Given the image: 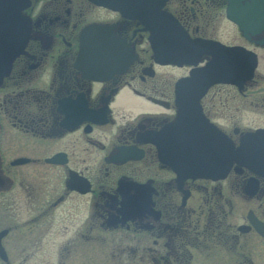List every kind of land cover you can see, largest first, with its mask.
Here are the masks:
<instances>
[{"label":"flooded vegetation","instance_id":"obj_1","mask_svg":"<svg viewBox=\"0 0 264 264\" xmlns=\"http://www.w3.org/2000/svg\"><path fill=\"white\" fill-rule=\"evenodd\" d=\"M147 2L146 19L126 0L13 2L26 40L0 81V264H264V169L159 157L264 130V0Z\"/></svg>","mask_w":264,"mask_h":264},{"label":"water","instance_id":"obj_2","mask_svg":"<svg viewBox=\"0 0 264 264\" xmlns=\"http://www.w3.org/2000/svg\"><path fill=\"white\" fill-rule=\"evenodd\" d=\"M14 1L15 0H0V25H3V30L0 27V81L2 77L7 74L12 60L21 51L26 40V35L22 30L15 36L12 35V29L7 28L11 27L13 23H17V17L20 18L17 6L13 4ZM90 1L98 2V0ZM126 1H128L129 9L133 15L138 17L143 15V19L148 18L146 10L150 7L146 4L148 3L147 0ZM153 7L157 8V6ZM99 30L100 29L92 26L85 29L84 38L91 37L92 33L98 32ZM180 42L182 41L180 40ZM79 55L81 59H84L85 56H95L90 54L84 45L81 46ZM155 55L157 60L168 63L187 62L188 59V54L183 53H155ZM94 58L95 59L92 60L91 63H96L98 59L100 62H106L102 56L96 55ZM209 69L210 68L206 70L208 73ZM187 79L189 80L190 78ZM184 86L188 88V84ZM206 86L208 85L199 88L204 91ZM182 118L183 116L179 112L177 120L172 124V127H177L178 124L183 121ZM220 154L222 155L221 158ZM159 157L160 160H164L174 167L176 171H185L195 176L215 177L223 175L228 170L232 161H236L239 164L248 163L251 168L264 169V130H258L255 133L244 136L238 148H233L228 142L227 148L220 153L213 150H199L186 146H179L173 150H159Z\"/></svg>","mask_w":264,"mask_h":264}]
</instances>
